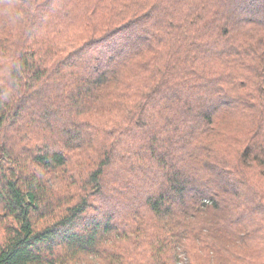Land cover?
I'll return each instance as SVG.
<instances>
[{
	"label": "trees",
	"instance_id": "obj_1",
	"mask_svg": "<svg viewBox=\"0 0 264 264\" xmlns=\"http://www.w3.org/2000/svg\"><path fill=\"white\" fill-rule=\"evenodd\" d=\"M216 114L229 120L213 133L224 152L211 165L201 139ZM194 117L208 131L189 143ZM134 130L148 143L136 153ZM190 146L191 176L172 172L135 212L155 229L142 242L176 261L181 248L191 264L261 255L264 0H0V264H67L59 248L108 246L113 257L130 220L89 211L112 206L103 192L114 162L171 168L156 153ZM59 170L57 202L49 176Z\"/></svg>",
	"mask_w": 264,
	"mask_h": 264
},
{
	"label": "rangeland",
	"instance_id": "obj_2",
	"mask_svg": "<svg viewBox=\"0 0 264 264\" xmlns=\"http://www.w3.org/2000/svg\"><path fill=\"white\" fill-rule=\"evenodd\" d=\"M194 118L195 119L191 118L190 120H188L189 125L187 127L186 135L187 138L189 139L188 140L189 143L191 140V136H193L194 133L197 132L199 129L202 128L201 131H208L207 129L208 125L205 126L206 128L204 129L203 127L204 124L203 123L199 124L198 122H196V117ZM215 118H216L215 125L209 126L210 132L208 131L201 139L202 140L201 147L203 146L204 148H209L211 151H213L210 152L211 154H209L208 152L205 153V156L207 157L206 158L207 162L209 161L211 162L216 157L219 158L222 152H224L222 146L215 144L216 142L214 143V139H216V137H214L213 133H215V131H218L220 124L224 125V123H227L229 119L220 117V115L218 114H216ZM201 131L199 135L202 134ZM132 135H138L137 137H139L136 141L137 145L135 144L134 141L131 140H128L126 142V144L128 143L130 147L133 148L137 147L134 150L132 149L133 153H136L138 148L141 147V145L148 146V143L144 140V138H140L141 135L137 131L134 130ZM165 136L166 135H164V137ZM158 139H162V138H157V141ZM194 146H196V144ZM230 146L232 148L228 149L227 151L228 154L225 155L226 159L228 160H231V155L229 152H233V150L234 152L236 151V146L234 142H233V146L232 145ZM197 148L200 149V146L198 145ZM193 151H195L194 147L192 148L190 146V150L188 153L187 152L182 153L174 158L172 157L171 154H169V156L167 155L165 158L163 157L164 154L163 152L166 151H163V149L160 150V152L156 153L159 159H162L167 166H169V163L172 166L171 168L169 167L166 169H162L161 167L157 168L156 166L153 169H144V164L137 162V160L135 159H131L133 157L129 158V161L131 160V164H132L131 166H129L127 165L126 162H124L125 158L127 157V151L126 152L119 151L121 159L124 160L123 161L124 164L119 163V160H116L112 166V169L107 173L106 179L104 181L105 190L103 192V196H104L103 198L105 200L106 205L112 204V206L109 208H105L102 211L101 203H98L99 201L97 200L98 202H94L95 207L92 210H90L89 213H91L92 216H95L97 212H100L101 215H99V217H103L105 213L109 215L110 212H113L112 216H116L114 219V223L115 222L120 223L121 220H124L125 222L126 221L128 222L130 220L127 224L129 223L132 224V227L134 228L133 230L134 233L133 234L127 233L128 235L126 236H120V238L118 239L120 247L119 248L116 247V254L113 257L109 256L110 250L106 251V249L110 248L108 246H106L107 247L106 249L102 250V253L93 252L91 253V255L89 254L77 255V256H69V257L66 256L67 254L66 249L59 248L56 257L60 259L61 256L62 258L66 257L67 264H191L186 258L185 252H183L181 248L179 249V253H177V258H179V260L176 261L175 258L173 259L174 253H172V250L168 246H165V249H162L161 244L156 242L157 240L153 241L154 247L156 248H154L153 246L147 247L142 241L144 239H150L151 236L153 235L151 234V232H147L148 229L153 231H155V229L152 228L151 225L147 224L145 219H142L141 216L138 217L135 216L136 215L135 212H142L146 208L145 203L148 195H151L152 193L158 191L161 188H167L165 187V181H166L165 179L172 172L180 171V172H184V174L186 175H190L191 168L194 165ZM138 155L140 157L141 154L138 153ZM148 157L149 155L146 154L145 158ZM149 161L147 160V162L145 163L146 164L151 163V161L150 162ZM122 164L123 166H125V169H122L121 166ZM207 165H209V163ZM211 165H215V164L214 163L212 164L211 162ZM129 167L130 169L141 168L142 170L136 169L134 171L135 176H133L132 174L133 177H131L128 172ZM77 168L80 169L81 167L77 166ZM72 169H73L72 167L69 168V172H71ZM123 171H125V174L126 173L128 174L123 176L121 179L119 175V177H117V180L119 178V181H116L115 180L116 178L114 176L116 174L123 173ZM130 179H133V182L129 183ZM49 180L54 182V189H53L54 200H56L57 202L58 200L61 201V170H59L56 173L50 174ZM113 207H115L114 210ZM133 219L136 220L138 223H133L134 221ZM46 220L47 218L42 222H45ZM0 226H2L1 222H0ZM155 226L158 227L159 225L155 224ZM1 238H2V232L0 227V239ZM250 250L248 249L246 253L249 254ZM263 257H264V251L261 253V255H256L254 257L251 256V259L247 258L245 261H241V262L233 261L232 264H261L260 262H262ZM158 260H160V263H158ZM210 263L205 262V264H210ZM201 264H204V262H202ZM212 264H231V261L229 256L225 255L223 259H221V262H214Z\"/></svg>",
	"mask_w": 264,
	"mask_h": 264
},
{
	"label": "water",
	"instance_id": "obj_3",
	"mask_svg": "<svg viewBox=\"0 0 264 264\" xmlns=\"http://www.w3.org/2000/svg\"><path fill=\"white\" fill-rule=\"evenodd\" d=\"M2 158H3V156H2V154L0 153V161L2 160Z\"/></svg>",
	"mask_w": 264,
	"mask_h": 264
}]
</instances>
